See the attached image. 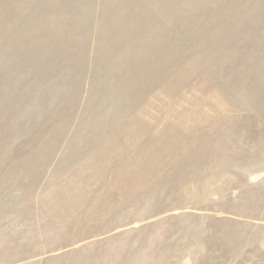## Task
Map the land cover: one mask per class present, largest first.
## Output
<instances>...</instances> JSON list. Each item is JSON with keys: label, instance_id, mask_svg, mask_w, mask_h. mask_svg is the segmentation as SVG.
<instances>
[{"label": "rangeland", "instance_id": "1", "mask_svg": "<svg viewBox=\"0 0 264 264\" xmlns=\"http://www.w3.org/2000/svg\"><path fill=\"white\" fill-rule=\"evenodd\" d=\"M0 264H264V0H0Z\"/></svg>", "mask_w": 264, "mask_h": 264}]
</instances>
